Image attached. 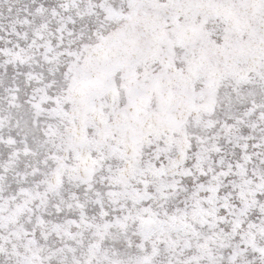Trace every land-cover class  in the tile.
I'll use <instances>...</instances> for the list:
<instances>
[{"label": "snow or ice", "instance_id": "obj_1", "mask_svg": "<svg viewBox=\"0 0 264 264\" xmlns=\"http://www.w3.org/2000/svg\"><path fill=\"white\" fill-rule=\"evenodd\" d=\"M0 264H264V0H0Z\"/></svg>", "mask_w": 264, "mask_h": 264}]
</instances>
